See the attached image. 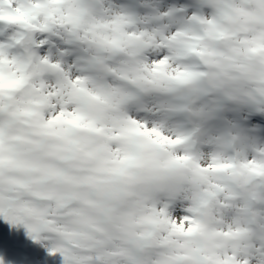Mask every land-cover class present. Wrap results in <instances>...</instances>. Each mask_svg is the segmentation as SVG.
Masks as SVG:
<instances>
[{
    "label": "snow or ice",
    "instance_id": "6c2138e0",
    "mask_svg": "<svg viewBox=\"0 0 264 264\" xmlns=\"http://www.w3.org/2000/svg\"><path fill=\"white\" fill-rule=\"evenodd\" d=\"M0 218L21 264H264V0H0Z\"/></svg>",
    "mask_w": 264,
    "mask_h": 264
},
{
    "label": "water",
    "instance_id": "95a60500",
    "mask_svg": "<svg viewBox=\"0 0 264 264\" xmlns=\"http://www.w3.org/2000/svg\"><path fill=\"white\" fill-rule=\"evenodd\" d=\"M0 227L5 228L7 233L10 234L8 238L13 244V248L11 250L0 249V251L15 252L16 248H22L20 240L27 235L26 230L22 225L10 227L2 218H0Z\"/></svg>",
    "mask_w": 264,
    "mask_h": 264
},
{
    "label": "rangeland",
    "instance_id": "374dc122",
    "mask_svg": "<svg viewBox=\"0 0 264 264\" xmlns=\"http://www.w3.org/2000/svg\"><path fill=\"white\" fill-rule=\"evenodd\" d=\"M24 239H22L23 241ZM34 252H38L40 255H45L46 254V249L43 248V246L39 249V251H34ZM9 260L13 261L15 260V256L14 255H9ZM56 264H59V260L56 261Z\"/></svg>",
    "mask_w": 264,
    "mask_h": 264
},
{
    "label": "bare ground",
    "instance_id": "6f19581e",
    "mask_svg": "<svg viewBox=\"0 0 264 264\" xmlns=\"http://www.w3.org/2000/svg\"><path fill=\"white\" fill-rule=\"evenodd\" d=\"M26 244H27V246H29V245H32L33 244V242H26ZM42 247V245H40V244H37V246H36V249H38V248H41ZM26 250V249H25ZM4 256L6 255V253L5 254H3Z\"/></svg>",
    "mask_w": 264,
    "mask_h": 264
}]
</instances>
